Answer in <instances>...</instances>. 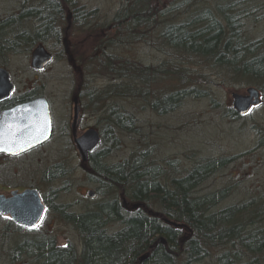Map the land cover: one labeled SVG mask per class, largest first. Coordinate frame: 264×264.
<instances>
[{"label": "trees", "instance_id": "1", "mask_svg": "<svg viewBox=\"0 0 264 264\" xmlns=\"http://www.w3.org/2000/svg\"><path fill=\"white\" fill-rule=\"evenodd\" d=\"M235 1L239 9L242 3L256 0H226L217 11L203 5L205 0H124L112 20L111 35L90 56L95 61L92 66L99 71L87 72L90 77L107 70L116 78L105 89L91 93L97 101L92 112L100 115L111 140L116 137L114 132L138 133L140 128L134 114L113 104V100L145 103L158 98L162 107L179 105L175 102L188 90L158 96L146 89L168 77H176L173 82L178 87L191 79L199 83V74L188 66L197 58L227 79L252 81L264 93V35L254 37L243 29ZM166 2L180 5V22L164 13ZM63 3L77 6L79 0H24L18 10L1 18L0 57L17 51L19 45L32 47L51 37L58 39L55 22L61 18ZM80 11L77 22L93 26L98 20L96 12ZM28 21L35 22L31 29L25 28ZM158 27H162L161 37L172 55L162 64L145 65L112 54L120 47L128 51L129 45L143 38L145 30ZM175 53L180 59L174 58ZM230 111L238 117L234 108ZM147 141L144 139L146 147L133 151L130 158L113 164L101 161L102 152H93L92 171L102 179L99 182L106 196L84 212L56 208L78 232L80 244L70 241L67 246H59L54 233L44 226L29 229L7 219L0 229V264H264V195L258 200L221 205L231 196L230 186L201 193L202 185L231 159L204 158L179 174V169L163 164L152 153ZM119 193L144 207L125 214L117 202ZM168 220L184 226L175 227ZM143 255L147 258L141 261Z\"/></svg>", "mask_w": 264, "mask_h": 264}, {"label": "rangeland", "instance_id": "2", "mask_svg": "<svg viewBox=\"0 0 264 264\" xmlns=\"http://www.w3.org/2000/svg\"><path fill=\"white\" fill-rule=\"evenodd\" d=\"M23 1L0 0V19L18 10ZM230 1L228 0V3ZM225 2L226 0H205L203 5L208 8L215 7L217 11L220 3ZM29 3L30 6L35 7V3ZM79 4L87 10L96 11L98 20L89 28H79L74 20H65L62 24V42L51 37L44 43H39V46L43 45L56 54L53 62L44 70L38 71L31 66L32 51L38 44L32 47L19 45L17 51L0 57V62L3 63L0 65L11 74L17 91L34 89L47 96L52 104L56 125L52 141L47 145L25 156L0 161V192L4 191L6 186L9 187L8 193L16 187L39 186L45 194H49L48 197L52 198L53 206L67 203L73 205V211H86L95 206L94 202L104 199L106 196L104 187L96 180L91 159L83 161L73 143L72 97L78 88L77 92H82L83 97L79 129L83 132L90 127L98 128L102 137L105 136L104 142H101L95 150L102 152L100 159L103 163L113 164L130 158L133 151L146 147L143 145L145 139L148 140L152 153L163 160V164H171L179 169V174L204 158H230L227 166L216 172L201 187V193H211L230 186L231 196L221 205L237 204L244 200L252 198L258 200L257 198L263 197V91H261L262 103L259 106L247 114L233 116L230 113V108H233L232 94L234 92L246 94L248 87H258L252 81L227 79L217 72V68L212 69L203 59L197 58L188 66L191 65V71L200 75L196 76L199 83H194L191 79L188 84L178 87V84L173 82L176 77H168L158 82V86L146 89V92L158 93V96L188 90L183 92L179 101L175 102L180 103L179 105L165 108L158 98L145 103L134 99L133 101L122 98L113 100V104L134 114L137 118L135 119L138 122L137 126L140 128L138 133L120 130L117 135L114 132L113 136L116 137L111 140L112 137L107 135L109 129L104 128L100 115L92 112V108L95 107L93 103L96 104L97 101L91 97V93L95 94L98 93L95 91L105 89L116 82V78L108 75L110 72L107 70H101V74H93L90 77L87 72L89 69L94 72L99 71L97 66H92L95 61L91 60V57L111 35L114 26L112 20L124 4V0H79ZM238 6L235 1L234 9L236 8L235 11L244 22H242L243 29L254 37L263 36L264 0L242 3L237 9ZM165 7L164 13L175 16L172 21L180 22L183 19L178 16L180 5H169L166 2ZM66 14V17H71L68 8ZM32 24L35 22L28 21L25 28H29ZM161 30L162 27L145 30L143 38L129 45L128 51L124 52L123 48L114 47L112 54L128 56L129 59L138 60L143 64L158 66L172 57L163 42ZM64 39L68 41V48L76 60L88 59L91 56L84 64L78 60L79 68L76 70H73L67 58L61 56V49L64 50L65 47ZM174 58L180 59V56L175 53ZM195 92L199 94L196 95ZM155 104L156 109H153ZM60 162L65 170L64 175L55 174L49 178L42 176L50 167L53 173L54 165ZM86 189L99 191L100 196L90 199ZM51 203V214L46 218L44 228L54 233L59 245H66L70 241L80 244L81 238L78 232L73 226L63 222ZM133 203L137 202H131ZM7 218L0 220V229ZM113 228L115 227L109 229L113 230Z\"/></svg>", "mask_w": 264, "mask_h": 264}, {"label": "water", "instance_id": "3", "mask_svg": "<svg viewBox=\"0 0 264 264\" xmlns=\"http://www.w3.org/2000/svg\"><path fill=\"white\" fill-rule=\"evenodd\" d=\"M53 60V54L45 46L40 45L32 52L31 66L41 71ZM14 89L10 73L0 67V100L11 95ZM233 108L241 115L248 113L261 103V91L256 87H248L246 94L234 92ZM75 102V121L80 110L78 99ZM53 133L51 106L46 97L15 106L0 113V152L17 155L46 142ZM101 136L96 128H90L75 138L76 148L83 161H87L100 145ZM95 196L94 193H90ZM140 206L135 203L133 208ZM44 212L39 191L27 188L23 191L14 190L11 196L0 194V214L10 215L12 220L27 228H33ZM175 227L184 225L170 221ZM147 258L141 257V261Z\"/></svg>", "mask_w": 264, "mask_h": 264}, {"label": "flooded vegetation", "instance_id": "4", "mask_svg": "<svg viewBox=\"0 0 264 264\" xmlns=\"http://www.w3.org/2000/svg\"><path fill=\"white\" fill-rule=\"evenodd\" d=\"M31 1H33V0H31ZM40 1H42V0H40ZM46 1V0H45ZM48 1H50V0H48ZM54 1H57V0H54ZM59 1H61L62 2V0H59ZM34 7V6H33ZM62 9H63V13H61V18L60 19H57L56 20V22H55V30H56V32H57V34L56 35H58V41L59 42H62L63 41V34H62V24H64V22H65V20H70V19H72V20H74L76 23H77V26L79 27V28H89L90 26H88L87 24H85L84 22L83 23H79V22H77V11L78 10H81L80 11V13L82 12V8L84 9V10H87V9H85V7L83 6V5H81V4H79L78 3V5L77 6H73V5H70L69 3H63V5H62ZM36 8V7H35ZM66 8H68L69 10H70V14H71V17L69 18V17H66ZM37 9H39V8H37ZM87 11H89V12H91V13H94V12H96V11H94V10H87ZM87 14H89V13H87L86 12V15ZM96 15H97V13H96ZM38 46H39V43H38ZM38 46H36L34 49H33V51L38 47ZM64 50H62L61 49V56L62 57H64V58H67V61L69 62V64H70V66L73 68V70H76V69H78L79 68V63H78V60L79 61H81L82 62V64H84V63H86L87 62V58H80V59H78V60H76V58H75V56L74 55H72L71 54V52H70V49L68 48V41L66 40V39H64ZM46 48V47H45ZM47 49V48H46ZM48 50V49H47ZM32 51V52H33ZM49 52H51L52 54H53V60H54V58H55V52L54 51H51V50H48ZM146 65V64H145ZM1 66V65H0ZM2 67V66H1ZM13 83H14V81H13ZM39 97H46L47 98V96L46 95H44L43 93H41V92H37V91H35L34 89H28V90H26V91H21V92H19V91H17L16 90V85H15V83H14V90H13V92L11 93V95L9 96V97H7V98H5V99H3V100H0V113L1 112H3V111H5V110H8V109H11V108H14L15 106H18V105H21V104H24V103H27V102H30V101H33V100H35V99H37V98H39ZM48 99V98H47ZM75 99H78V103H79V110H80V114H79V117H78V119L75 121V102H74V100ZM89 100V99H88ZM48 101H49V103H50V106H51V113H52V119H53V133H52V135H51V137L46 141V142H44V143H42V144H40V145H38V146H35L34 148H31V149H29V150H27V151H25V152H22V153H20V154H17V155H12V154H8V153H6V152H0V161L2 162V161H5V160H9V159H16V158H19V157H22V156H25V155H27V154H29V153H31V152H33V151H35V150H37V149H39V148H41V147H43V146H45V145H47L48 143H50L51 141H52V138H53V136H54V134H55V130H56V125H55V116H54V114H53V110H52V104H51V102H50V100L48 99ZM82 101H83V97H82V92H80V93H73V97H72V121H71V134H72V138H73V143H74V145H75V147H76V144H75V138L76 137H79V136H81L85 131H87L88 129H90V128H93V127H90V128H87L86 130H84L83 132L82 131H80V129H79V125H80V120H81V116H82V111H83V107H82ZM94 105H95V103H93ZM93 109H94V107L92 108V111H93ZM94 113V112H93ZM66 128H67V125H66ZM98 129V128H97ZM99 131V130H98ZM82 132V133H81ZM99 133H100V131H99ZM100 136H101V142H102V134L100 133ZM77 149V148H76ZM78 151V150H77ZM92 155V154H91ZM91 155H90V157H91ZM89 157V160L91 159ZM59 164H61L62 165V163L60 162V163H56L55 165H54V167H53V169H54V172L52 173V171H51V167L46 171V173L45 174H43L42 176L44 177V178H49V177H52V176H55V174H57V175H64L65 174V170H64V167H63V165L59 168L58 166H59ZM58 169H59V171H58ZM96 177V180L97 181H101L102 179H100V178H98L97 176H95ZM102 182V181H101ZM100 182V183H101ZM102 184V183H101ZM102 186L104 187V185L102 184ZM9 187L8 186H6V187H4V191H2V192H0V194H3V195H6L7 197L8 196H11V194H12V191H14V190H19L20 192L21 191H23V190H25V189H27V188H33V189H37L38 191H39V196H40V198H41V202H42V204L44 205V212H43V215L41 216V218H40V220L38 221V223L35 225V227H33V228H30V229H34V228H40V227H42V226H44V223H45V220H46V218H48L49 217V214H51V208H50V203L52 202V198H50V197H48L47 195H49V194H45L43 191H42V189L39 187V186H34V187H29V186H27V187H23V188H21V187H16V188H14V189H12L11 191H10V193H8V189ZM105 189V188H104ZM85 191H88L87 192V195H88V197L90 198V199H96L98 196H100V192L99 191H92L91 189H86ZM90 193H94L95 194V196H91L90 195ZM118 205L120 206V208L122 209V210H124V212H125V214H131L133 211H138L140 208H142V207H144V204L143 203H141V202H137V203H139L140 204V206L138 207V208H136V209H134L133 208V205L135 204V203H133V204H131V202H133L132 200H130L128 197H125V196H123L121 193H119L118 194ZM101 201H96V202H94V205L96 206L97 205V203H100ZM51 205H52V203H51ZM61 206H64V207H66V208H68V209H71V211H73L72 210V206L73 205H71V204H67V203H63V204H58L56 207L55 206H53L52 205V207H55L54 208V210H56V208H59V207H61ZM147 212H149L148 210H146ZM56 212V211H55ZM76 212H84V210H81V211H76ZM57 213V212H56ZM58 214V213H57ZM0 216L1 217H3V218H6V217H8L7 219H10L11 221H13L12 220V218H11V216L10 215H1L0 214ZM56 217H58V215H56ZM167 220V219H166ZM14 222V221H13ZM63 222H65L66 223V221L65 220H63ZM15 223V222H14ZM16 224V223H15ZM66 224H68V223H66ZM17 225V224H16ZM70 225V224H69ZM19 226V225H18ZM20 227H22V226H20ZM69 243H67L66 245H63V246H67ZM59 246H62V245H59Z\"/></svg>", "mask_w": 264, "mask_h": 264}]
</instances>
